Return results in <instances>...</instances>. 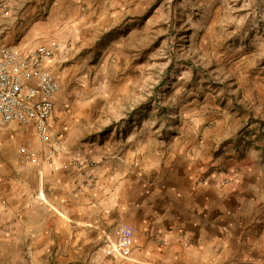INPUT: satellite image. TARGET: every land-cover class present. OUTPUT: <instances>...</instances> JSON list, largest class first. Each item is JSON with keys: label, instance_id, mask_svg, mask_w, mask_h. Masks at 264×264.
I'll list each match as a JSON object with an SVG mask.
<instances>
[{"label": "crops", "instance_id": "crops-1", "mask_svg": "<svg viewBox=\"0 0 264 264\" xmlns=\"http://www.w3.org/2000/svg\"><path fill=\"white\" fill-rule=\"evenodd\" d=\"M59 99L50 124L65 153L55 167L0 171V264H264V141L234 148L240 123L221 119L185 125L150 149L122 134L89 139L97 124L68 121ZM9 129L0 154L16 167L23 136ZM76 157L84 169L63 170ZM121 222L136 229L135 248L111 259L103 249Z\"/></svg>", "mask_w": 264, "mask_h": 264}, {"label": "rangeland", "instance_id": "rangeland-1", "mask_svg": "<svg viewBox=\"0 0 264 264\" xmlns=\"http://www.w3.org/2000/svg\"><path fill=\"white\" fill-rule=\"evenodd\" d=\"M0 3V45L59 41L60 112L97 124L89 139L122 134L150 149L221 119L240 123L234 148L264 141V0ZM7 162L3 151L0 171L11 174Z\"/></svg>", "mask_w": 264, "mask_h": 264}, {"label": "built area", "instance_id": "built-area-1", "mask_svg": "<svg viewBox=\"0 0 264 264\" xmlns=\"http://www.w3.org/2000/svg\"><path fill=\"white\" fill-rule=\"evenodd\" d=\"M4 9V4L0 3V14ZM60 51L57 39L36 46L0 45V131L16 125L22 129L23 136L15 150L17 165L12 171L15 176H23L31 169L55 167L65 153L61 136L53 133L50 124L56 113L57 97L62 91V82L55 69ZM84 165L83 160L76 157L64 165L63 170L68 172L78 168L82 171ZM81 175L87 185V175ZM199 182L204 184L205 178L200 177ZM230 182L226 177L222 184ZM72 192L74 195L76 191ZM135 235L136 229L132 225L119 223L117 239L105 244L104 255L111 259H130L135 248Z\"/></svg>", "mask_w": 264, "mask_h": 264}]
</instances>
